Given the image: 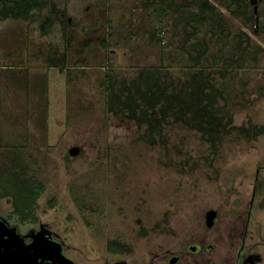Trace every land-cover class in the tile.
<instances>
[{"label": "rangeland", "instance_id": "374dc122", "mask_svg": "<svg viewBox=\"0 0 264 264\" xmlns=\"http://www.w3.org/2000/svg\"><path fill=\"white\" fill-rule=\"evenodd\" d=\"M42 1L29 18L0 17V175L38 188L26 219L0 197V220L75 264H136L195 242L218 264L246 229L264 264V0L216 4L192 28L163 0ZM144 70L166 83L151 108ZM198 72L204 129L170 113L150 131L143 110L158 120L160 90ZM207 210L218 216L206 227Z\"/></svg>", "mask_w": 264, "mask_h": 264}, {"label": "trees", "instance_id": "16d2710c", "mask_svg": "<svg viewBox=\"0 0 264 264\" xmlns=\"http://www.w3.org/2000/svg\"><path fill=\"white\" fill-rule=\"evenodd\" d=\"M43 5L44 3L42 0H0V17L2 19L7 17L24 19L29 18L32 16L33 11L40 10ZM209 7V10H207L205 13L213 15L215 12V8L212 6ZM204 19V15H201V12L192 13L193 22L201 24L204 22ZM53 25V18L50 16L45 17L39 25L41 34L46 35L51 30ZM255 25L256 23L254 24V26ZM194 50L196 55L192 59L198 61L201 55L203 54V49L197 47L194 48ZM141 81L145 86V92H142V94H144L146 98L147 106H150L149 108H151L153 104L149 100L154 98L153 87L158 88L159 84L166 83L165 81L160 80V77L158 78L154 75V73L148 70H144L141 73ZM205 81L206 76L203 75L201 72H198L196 75H192L191 81L187 82L186 84H183L182 89L179 90L177 93H161V90H163L162 88L159 94L161 99H163V106L160 110V118L157 120V118L154 117V111L151 112L153 114V117H149V110H143V117L148 122V129L150 131H153V124L157 123L161 125V123L165 122L168 117V114L170 113L178 115L179 120H183L184 123H188L191 125L195 123L196 126H201L200 128L204 129L202 125L208 122V110L206 109V107L202 106V101L205 97V95H203ZM193 86L194 89H191L193 88ZM175 104L177 105V107L173 108ZM133 105L134 107L137 106L134 103ZM123 107H126L133 112V107L130 104V101H128L127 103H123ZM19 181L20 178L18 177V175H0V189H3L0 192V197H12L14 211L18 213L22 218L26 219L31 215V203L38 195V192H36L38 188L33 182H30V186H22V184H20L21 182L19 183ZM111 247L112 249H115L113 245Z\"/></svg>", "mask_w": 264, "mask_h": 264}, {"label": "flooded vegetation", "instance_id": "af4514ba", "mask_svg": "<svg viewBox=\"0 0 264 264\" xmlns=\"http://www.w3.org/2000/svg\"><path fill=\"white\" fill-rule=\"evenodd\" d=\"M255 2V0H249L251 5L255 4ZM207 211L203 214L206 227L208 226L205 219ZM217 216L218 212H216V216L210 226L215 223ZM15 233L13 228H8L7 225L0 220V264H75L61 256L60 249L51 247L43 240L32 241L27 235L20 238L17 237ZM240 237L239 245H237L232 259L224 261L214 259V261L218 262V264H257L256 262L260 260L258 256L259 252L255 251L254 243L246 242V229L243 230ZM249 238H251V236H249ZM213 248L214 247L211 245L202 246L196 242L193 244H181L172 249L165 248L160 252L159 247L156 249V254L154 253V255L157 256L156 258L143 259L136 264H210L213 260L210 261L208 255ZM109 251L114 253L111 248ZM177 251H179V254ZM186 253L196 256L195 259H188ZM173 258L174 260H172ZM109 262L104 264H123ZM212 264H214V262Z\"/></svg>", "mask_w": 264, "mask_h": 264}, {"label": "crops", "instance_id": "0c3cea01", "mask_svg": "<svg viewBox=\"0 0 264 264\" xmlns=\"http://www.w3.org/2000/svg\"><path fill=\"white\" fill-rule=\"evenodd\" d=\"M154 1L152 2L153 4H154ZM159 2H160V0H159ZM159 2H158V4H159ZM243 2H245V0H165V1L163 0V2H160V3L166 4V7L170 10H173L174 13L185 10L186 11V18H185V16H181V18L182 17L185 18L184 23L192 28L194 26L200 25L199 23L197 24V23L192 21V13H194V11L195 12L197 11L199 13L201 12V15H203L207 10H209V8H210L209 6H212L215 8L214 9L215 12L212 15V17L213 16L215 17L216 15H218L216 13V11H217L216 4L231 3V5H234V4L235 5H243L244 4ZM240 11L246 12L247 9L242 8V9H240Z\"/></svg>", "mask_w": 264, "mask_h": 264}, {"label": "water", "instance_id": "95a60500", "mask_svg": "<svg viewBox=\"0 0 264 264\" xmlns=\"http://www.w3.org/2000/svg\"><path fill=\"white\" fill-rule=\"evenodd\" d=\"M77 149L76 147H72L70 150H69V153L71 155H74L76 153ZM216 216V211L214 210H208L205 214V219H206V224L208 226H210L212 223H213V219L214 217ZM174 260V258L172 259Z\"/></svg>", "mask_w": 264, "mask_h": 264}]
</instances>
